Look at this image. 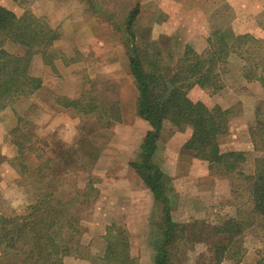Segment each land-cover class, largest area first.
Listing matches in <instances>:
<instances>
[{
  "label": "rangeland",
  "instance_id": "1",
  "mask_svg": "<svg viewBox=\"0 0 264 264\" xmlns=\"http://www.w3.org/2000/svg\"><path fill=\"white\" fill-rule=\"evenodd\" d=\"M236 1L244 12L238 23L231 21L235 11L230 0H186L183 9L186 26L199 29L196 37L200 45L205 44V51L219 34L227 44L215 47L222 50V58L212 67L211 75L217 77L214 85L192 86L187 96L191 101L199 99L197 90L192 91L196 87L204 92L203 101L198 102L229 111L226 131L219 137L220 150L241 152L245 160L237 173L211 172L206 162L182 149L191 129L164 124L154 161L173 192V221L195 225L170 249L169 264H264V217L250 215L251 198L243 179L264 161V150L255 149L253 143L260 141L261 146L264 139V130H253L261 119L255 109L264 104V65L250 63V69L256 70L242 73L241 64L229 57L239 50L237 31H264V13L249 14L250 7L260 9L259 1ZM0 6L17 17L30 13L57 33L44 55L36 54L30 62V74L41 82L39 90L0 111V216L21 213L33 201L32 187H39L35 155L46 153L54 165L56 155L68 151L65 179L81 190L89 188V205L81 211L79 243L62 264H103L107 236L112 235L127 242L135 264H153L161 218L130 167L149 127L136 113L137 89L127 43L137 47L143 62H157L166 74L173 73L182 58L190 63L193 54L205 51L197 54L193 46L184 44L190 34L186 26L168 34L170 17L164 9H170L169 0H0ZM135 8L137 14L127 26ZM181 11L179 7L171 10L178 20ZM256 39H262L263 45L249 50L251 60L257 57L254 53H264V37ZM92 43L94 47L84 46ZM246 43L258 46L259 42ZM6 49L22 53L9 43ZM66 100L77 104L64 107ZM21 133L24 147L33 149L25 150L27 170H21L16 161L15 135ZM237 223L242 225L240 230L235 229ZM225 228L230 232L227 245V235L217 234Z\"/></svg>",
  "mask_w": 264,
  "mask_h": 264
},
{
  "label": "trees",
  "instance_id": "2",
  "mask_svg": "<svg viewBox=\"0 0 264 264\" xmlns=\"http://www.w3.org/2000/svg\"><path fill=\"white\" fill-rule=\"evenodd\" d=\"M136 14L137 8L130 12L127 26L133 23ZM56 39V31L41 19L30 13L17 17L12 11L0 6V111L39 90L41 82L30 74V62L34 55H44ZM8 43L21 48L22 53H10L6 49ZM217 44L225 47L223 35H216L214 44L209 45L210 48L203 54H193L192 62L188 63L182 58L183 62L176 66L174 72L166 74L159 70L157 62L150 59L143 62L137 47L127 43L130 74L137 89L136 113L149 126L130 167L151 193L161 218V233L159 239L154 241L153 264H169L170 249L183 240L187 229L195 227L194 224L180 226L173 221V192L165 174L154 161L164 124L168 122L174 129H191L189 139L182 149L192 158L206 162L211 172L222 175L237 173L245 160L241 152L220 150L219 137L226 131L229 111L216 107L209 109L202 102H193L187 96L192 86L206 89L216 82L217 77L211 75L212 67L215 68L222 58V50L215 51ZM75 104V100H66L64 107ZM262 107L264 104L255 109L261 117L253 127L257 133L264 130ZM14 132H18V128ZM24 139L22 133L15 135L16 161L21 170H27L23 163L27 158L25 150L33 151L31 147H24ZM253 143L255 149L264 150V139L261 146L260 141ZM56 156L54 165L53 160L46 157L44 152L34 156L37 161L35 176L38 178L35 180L39 187H32L33 201L21 213L0 216V264H62L64 257L70 255L73 247L79 243L82 233L81 211L89 205V188L81 190L65 179L68 172L63 169L69 166L68 151L61 150ZM262 160L252 175L243 178L248 183L245 185H248L247 191L251 198L250 215L254 217H264ZM56 167L59 171H55ZM236 227L240 230L242 225L237 223ZM178 231L180 235H177ZM217 234H226V245L230 242V232L226 228ZM127 250L128 244L123 238L107 236V248L101 261L103 264H135Z\"/></svg>",
  "mask_w": 264,
  "mask_h": 264
},
{
  "label": "crops",
  "instance_id": "3",
  "mask_svg": "<svg viewBox=\"0 0 264 264\" xmlns=\"http://www.w3.org/2000/svg\"><path fill=\"white\" fill-rule=\"evenodd\" d=\"M248 1H250V0H247V2ZM255 1H259L261 3L260 9L254 11L250 7L249 14H251L252 16L262 15L264 13V0H255ZM185 3H186V0H169V5H170L171 10H173V9L177 10L178 7H179V9L182 10L180 12L181 14H179L180 15L179 20L174 18L175 15H173V13L171 12L170 9H164V12L167 14V16L170 17V19L167 22L169 24V27L167 28L168 34H172L173 32H175V30H177V28L187 25V23L185 21V16H184L185 13L183 11V9L185 8ZM230 6L235 11L234 17L231 16V21H235L236 23L242 22L244 19V12L241 11V9H239V7L237 5V1L236 0H230ZM245 9L247 10L248 8L245 7ZM242 10H243V8H242ZM82 11H85V10L82 9ZM43 15H45V14H43ZM66 24L69 25L70 24L69 21H66ZM55 26L56 25H54L53 28ZM186 28H187V32L189 31L190 34L188 35L187 40L185 41L184 44L185 45L190 44L191 46H193L195 48V51L197 52V54H201L202 52L205 51L206 46L203 42L200 45V40L198 37H196V34H198L199 29L195 28V27H193V29H192V28H188L187 26H186ZM236 33H237L235 35L236 44H237L239 50L237 49L238 51H235L236 53L233 51L231 53V56H229V57L237 60L241 64L242 73L256 70V69H253V70L250 69V67H249L250 63H256L259 65H264V53L263 52L260 51L259 53H254V55L255 56L257 55V57L255 59H252V60L250 59L252 55H250V52H249V50L251 48L258 50L259 46L263 45V40L262 39H256V38H259V37L263 38L264 37V31H262V33L259 34L258 28L257 29L253 28V29H247L245 31L239 30ZM251 35H252V37H251ZM253 35L256 38H253ZM243 37H244V39H243ZM243 40L245 41L244 43H243ZM250 40H253L254 42L258 41L259 42L258 46H250L249 43H246L247 41H250ZM70 42H68V43H70ZM67 45H70V44H67ZM84 46L85 47H89V46L94 47V43H92L90 45H84ZM99 46L102 47V44L100 43ZM101 47H99V48H101ZM234 47H235L234 45L231 46V48H234ZM196 90H197V94L201 97L197 100H194V101L192 100V101L193 102L203 101L202 96H203L204 92L201 91V89H198V88L196 89V87L192 89V91H196ZM67 95H72V94H67ZM187 133H189V135H190L191 131H187ZM140 181H141V179H140ZM140 185L143 188V190H145V191L147 190L149 192V190L145 187V185L143 184L142 181H141ZM150 195H151V193H150ZM151 198H152V196H151ZM152 201H153V199H152Z\"/></svg>",
  "mask_w": 264,
  "mask_h": 264
}]
</instances>
